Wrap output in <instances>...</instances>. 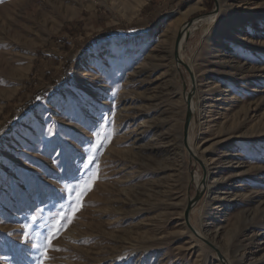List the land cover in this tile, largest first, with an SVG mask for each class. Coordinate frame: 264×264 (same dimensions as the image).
Returning a JSON list of instances; mask_svg holds the SVG:
<instances>
[{
	"label": "rangeland",
	"instance_id": "rangeland-1",
	"mask_svg": "<svg viewBox=\"0 0 264 264\" xmlns=\"http://www.w3.org/2000/svg\"><path fill=\"white\" fill-rule=\"evenodd\" d=\"M134 1L0 3V264H264V0ZM213 13L179 48L191 76L173 36ZM65 99L89 123L112 113L100 137L65 118ZM65 144L95 156L86 185L52 151ZM77 183L81 207L42 256L32 245L63 221L56 191ZM198 194L188 220L206 238L184 222Z\"/></svg>",
	"mask_w": 264,
	"mask_h": 264
},
{
	"label": "snow or ice",
	"instance_id": "snow-or-ice-1",
	"mask_svg": "<svg viewBox=\"0 0 264 264\" xmlns=\"http://www.w3.org/2000/svg\"><path fill=\"white\" fill-rule=\"evenodd\" d=\"M3 0H0V3H2ZM96 72H99L100 69H95ZM63 115L66 119H68L72 123L80 124L81 127H84L87 129V131L91 134H94L96 137H100L102 133L101 125H103L106 121L110 123V117L112 116V113H108V117L106 118L104 113L99 110H95V118L94 120L89 123L87 118L83 116V113L81 111V103L79 99L75 100H64L63 105ZM70 131V130H69ZM67 135V133H65ZM70 139L76 140V143L80 145L81 148H83L85 141L91 145L93 143L92 140H86V138L82 139H76V137H70ZM104 141H107L110 139L109 135L105 132L103 136ZM97 149L94 151L99 154V149L103 148L105 145L103 142L97 141ZM57 148H59V151H57ZM52 151L56 153L57 156H64L65 160L67 162L65 166V172H70L72 174V178L75 181H83L84 184H87L86 177L88 179H91V171L92 166L95 165V156H90L88 153L85 152H77L76 149L72 148L71 144H65V145H54L52 147ZM79 158L80 165L77 166L74 164V161ZM85 158L88 159V164L84 163ZM81 167L85 169L83 174H81ZM23 180L26 183H33L32 177H24ZM71 183V181H70ZM79 187V184L77 183L76 186H74L72 189H70L69 193L65 195L64 192L57 190L56 195L59 197L61 202L66 201V203H62L61 212L58 213V215L63 216V221L59 224V227L56 228L55 231H52V228H49V235H47L44 240L40 242L39 245H32V247L37 248V250H43L42 256L44 253H47L49 251H58V249H54L50 243H47V241L55 240L60 232L65 228V226L69 223H71L70 218L68 217V211L72 210L73 205L77 206V209L81 207L79 202V197L77 199H72V194L76 192L77 188ZM88 191V188H85L83 192L80 193V196H83L85 192ZM67 209L68 211H65ZM55 227V225H53ZM50 259V257H49Z\"/></svg>",
	"mask_w": 264,
	"mask_h": 264
},
{
	"label": "bare ground",
	"instance_id": "bare-ground-1",
	"mask_svg": "<svg viewBox=\"0 0 264 264\" xmlns=\"http://www.w3.org/2000/svg\"><path fill=\"white\" fill-rule=\"evenodd\" d=\"M218 1V0H217ZM133 2V1H132ZM144 2H146V0H135L134 1V7L135 8H138L140 7ZM219 3V2H218ZM219 6V5H218ZM133 8V6H131ZM195 7V5H192V6H188L185 10H183V13L184 15L186 16L187 13H189L193 8ZM220 9V8H219ZM135 10V9H134ZM133 10V12H134ZM137 10V9H136ZM217 14H210V15H207V16H204L202 18H199V19H196L194 20V22L190 25V24H187L188 21H185L184 24L179 28V30L177 31L176 35L174 34L173 36V41L175 40V38L177 37V35H181L182 38L179 42V48L181 47L183 41H184V38L185 36L189 33H191L192 31H194L197 26L200 24V23H203V22H210ZM183 17V16H182ZM172 41V42H173ZM173 45H174V42L172 43V47H171V50L173 52ZM178 61H182L181 60V57L179 56V60ZM177 65V64H176ZM192 68L189 67V70L190 72H192L191 70ZM192 74V73H191ZM193 75V74H192ZM194 77V84L193 86L191 87V94L188 95V99H189V103H190V110L188 111L189 114L192 116L191 118L193 119V114H194V111H195V103L193 102V95L194 93L197 91V84H196V79H195V76ZM190 92V91H189ZM187 96L184 98V101L186 100ZM89 110V109H88ZM186 112H187V109H186ZM186 114V113H185ZM71 125V124H70ZM191 127V126H189ZM191 130V129H190ZM189 138V137H188ZM187 144L189 145V139H187ZM193 147L190 146V150L191 152H193V154L195 153L192 149ZM204 170H205V176L204 178L202 179V181L199 182L198 178L196 177L195 178V183L198 185L199 187V190H206L207 193H208V197L211 195V190H212V186L209 182V175H210V171L209 169H207V167L204 165ZM226 190V189H225ZM211 198V197H210ZM196 230V235L199 236V237H202V238H206V235L204 234V232L200 231V230ZM251 255V254H250ZM241 257L242 256H238V260L240 261L241 260ZM245 259V258H244ZM249 260V259H248ZM222 264H229L227 262L226 259L222 258V260H220ZM240 263V262H238ZM248 263V262H247Z\"/></svg>",
	"mask_w": 264,
	"mask_h": 264
},
{
	"label": "water",
	"instance_id": "water-1",
	"mask_svg": "<svg viewBox=\"0 0 264 264\" xmlns=\"http://www.w3.org/2000/svg\"><path fill=\"white\" fill-rule=\"evenodd\" d=\"M217 9L216 11L218 10V4H217ZM193 22L192 21H188L187 24H192ZM182 36L181 35H177V37L175 38L174 40V45H173V58L175 60V62L177 64H180L182 65L185 70H187L190 74V70H189V66H187L186 64H184L182 61H178L179 60V55H178V51H179V42L181 40ZM192 76V74H191ZM192 91L189 92L188 95L191 94ZM186 104L187 106H190V103H189V99H188V96L186 98ZM190 110V107L187 108V112L185 114V120H184V125H183V128H182V144L185 146V148L191 152L188 144H187V139H188V131H189V126H190V121H191V115L189 114V111ZM200 193V192H199ZM201 194H198L196 195V197H194L193 199H189V201L187 202V205H186V208L184 210V222H185V225L193 232V234L198 237V238H201L199 236L196 235V232L193 230V228L189 225V220H188V215H189V212L191 210V208L193 207V205H195L196 201L199 199V196ZM218 257L220 260H222V257L221 255L218 253Z\"/></svg>",
	"mask_w": 264,
	"mask_h": 264
},
{
	"label": "trees",
	"instance_id": "trees-1",
	"mask_svg": "<svg viewBox=\"0 0 264 264\" xmlns=\"http://www.w3.org/2000/svg\"><path fill=\"white\" fill-rule=\"evenodd\" d=\"M110 32H111V31H105L102 35H103L104 37H107V36L110 34Z\"/></svg>",
	"mask_w": 264,
	"mask_h": 264
}]
</instances>
